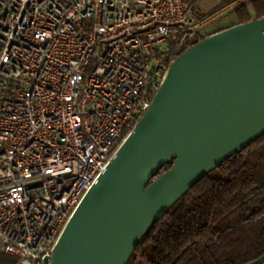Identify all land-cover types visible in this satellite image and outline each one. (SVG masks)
Masks as SVG:
<instances>
[{
	"label": "built area",
	"instance_id": "2783aa9c",
	"mask_svg": "<svg viewBox=\"0 0 264 264\" xmlns=\"http://www.w3.org/2000/svg\"><path fill=\"white\" fill-rule=\"evenodd\" d=\"M195 0H0V251L50 264L195 39Z\"/></svg>",
	"mask_w": 264,
	"mask_h": 264
},
{
	"label": "water",
	"instance_id": "95a60500",
	"mask_svg": "<svg viewBox=\"0 0 264 264\" xmlns=\"http://www.w3.org/2000/svg\"><path fill=\"white\" fill-rule=\"evenodd\" d=\"M262 133L264 17L208 35L173 60L151 105L71 215L50 264H127L153 223ZM244 264H264V254Z\"/></svg>",
	"mask_w": 264,
	"mask_h": 264
},
{
	"label": "trees",
	"instance_id": "16d2710c",
	"mask_svg": "<svg viewBox=\"0 0 264 264\" xmlns=\"http://www.w3.org/2000/svg\"><path fill=\"white\" fill-rule=\"evenodd\" d=\"M241 1L232 4L234 24L264 17V0ZM227 27L198 37L188 47ZM172 163L163 165L150 182ZM261 254L264 133L186 191L151 225L127 264L134 260H144L146 264H244ZM16 261V256L0 251V264Z\"/></svg>",
	"mask_w": 264,
	"mask_h": 264
},
{
	"label": "rangeland",
	"instance_id": "374dc122",
	"mask_svg": "<svg viewBox=\"0 0 264 264\" xmlns=\"http://www.w3.org/2000/svg\"><path fill=\"white\" fill-rule=\"evenodd\" d=\"M200 0H195L193 3V8L195 11V14L199 20L198 22V30L202 31L203 33H206V31H211L212 29L217 28L218 25H228L236 22L235 15L231 10H228L226 8L225 10L219 9L217 12L209 13L207 16L203 17L202 11L198 9V3ZM205 1V0H203ZM208 5H211V1L206 0ZM248 0H242L241 2H247ZM131 264H146L144 260H134L131 262Z\"/></svg>",
	"mask_w": 264,
	"mask_h": 264
},
{
	"label": "crops",
	"instance_id": "0c3cea01",
	"mask_svg": "<svg viewBox=\"0 0 264 264\" xmlns=\"http://www.w3.org/2000/svg\"><path fill=\"white\" fill-rule=\"evenodd\" d=\"M211 1V5H208L207 1H203L200 0L198 3V9L200 11H202L203 13V17L207 16L209 13H214L217 12L219 9H221L222 11L225 10L226 8L229 7L228 10H232L233 6L232 5L236 0H208ZM236 23V22H235ZM234 24V23H233ZM232 25V24H231ZM228 25L222 26V25H218L217 28L212 29L211 31H206V33H203L202 31L199 30V32L201 33V35H206L209 34L211 32H214L220 28L223 27H227Z\"/></svg>",
	"mask_w": 264,
	"mask_h": 264
}]
</instances>
